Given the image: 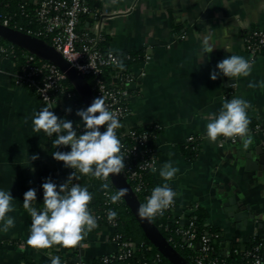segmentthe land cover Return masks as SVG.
<instances>
[{
	"label": "crops",
	"instance_id": "1",
	"mask_svg": "<svg viewBox=\"0 0 264 264\" xmlns=\"http://www.w3.org/2000/svg\"><path fill=\"white\" fill-rule=\"evenodd\" d=\"M91 5L107 12L100 29L108 38V49L137 53L130 67L146 72L130 98L131 114L122 128L154 126L155 183H168L177 193L178 213L187 215L192 206L193 211L201 208L207 213L206 225L221 233L219 255L255 236L264 238V130L249 133L247 146L241 138L220 144L219 137L213 142L206 136L207 124L226 99L250 102L249 119L264 114V87L259 86L264 82V54L252 58L244 46L248 31L264 30V0H91ZM206 38L215 46L209 54L202 53ZM231 55L251 62L250 75L210 79L217 63ZM0 65L7 70L9 62L2 60ZM250 82L258 86L249 87ZM42 107L46 106L35 94L15 86L0 71V190H9L14 198V210L7 215L15 220L7 232L0 222V264H51L52 257L92 264L119 250L107 224H97L76 248L35 249L27 242L31 217L23 207L24 193L36 189L32 206L39 211L45 180L57 185L66 181L52 161L50 137L32 130L33 114ZM190 138L196 141L191 158L184 152ZM33 154L38 159L29 162ZM169 161L179 171L166 182L159 171ZM80 185L91 193L87 182ZM236 216H241L238 221Z\"/></svg>",
	"mask_w": 264,
	"mask_h": 264
},
{
	"label": "built area",
	"instance_id": "2",
	"mask_svg": "<svg viewBox=\"0 0 264 264\" xmlns=\"http://www.w3.org/2000/svg\"><path fill=\"white\" fill-rule=\"evenodd\" d=\"M32 6L31 15L26 13L25 16L31 17L35 26L21 25L17 21H13L10 15H0L1 24L39 39H48L49 43H46L52 46L80 75L91 77L90 91L94 99L103 96L107 107L117 115L122 125L123 121L131 114L130 98L146 72L144 69L134 72L131 67H124L121 70L113 64V58L118 57L117 52L99 49L98 43L102 38L100 25L107 12L91 8L86 0H38ZM244 46L252 58L257 56L258 48L264 46V30L253 31L244 37ZM126 58L134 60V57L130 55H127ZM144 59V62H147L149 56L145 55ZM2 60L8 61L9 66L6 70L0 65V71L7 73L15 86L32 91L56 115L57 112L63 110L64 99L71 96V92L65 84L68 79L65 72L55 64L38 58L26 50L18 55L13 43L0 44V61ZM77 128L79 133H83V125H78ZM259 130V125H255L253 128H249V133ZM116 134L119 139L121 138L124 145L122 152L126 155L125 170L122 173L136 195L145 188L142 180L143 175L147 172H154L153 168L157 167L156 152L151 144L154 126L125 129L120 127L116 130ZM218 139L220 144L237 143L240 140L239 137L226 138L223 136ZM192 141H194L193 138L188 140V142ZM69 147L56 148L68 152L70 151ZM66 169L68 176L72 171H77L67 167ZM73 182L82 183L80 177ZM85 182L94 187L98 179L93 177L92 180ZM194 209L195 206H192L185 212L190 213ZM109 210L104 208L102 213L106 218L107 225L114 229L116 220L108 218ZM165 211L170 212L171 216L168 217L170 221H178L176 233L183 237L187 247H192L194 242L199 244L200 254L193 259L194 264H229L223 258L210 256L212 250L210 237L207 235L197 237L189 213L187 215L178 213L175 200L173 206ZM91 214L97 219L101 217L95 207ZM213 237L217 238L218 234H213ZM112 239L117 243L119 250L101 256L99 259L101 264L124 260L131 253L132 244L123 240L121 234L112 235ZM260 246L259 242L252 251H245L246 256H250V260L240 264H256L257 259L260 260V264H264V258L259 255ZM61 264L87 263L76 258L75 260L63 259Z\"/></svg>",
	"mask_w": 264,
	"mask_h": 264
},
{
	"label": "clouds",
	"instance_id": "3",
	"mask_svg": "<svg viewBox=\"0 0 264 264\" xmlns=\"http://www.w3.org/2000/svg\"><path fill=\"white\" fill-rule=\"evenodd\" d=\"M214 48L210 38L203 41L202 53L209 54ZM113 64L121 70L124 68L119 57L113 58ZM251 70V62L241 56L231 55L217 63L216 70L210 72V79L216 80L220 75L227 78L248 77ZM257 86L249 83V87ZM259 86L264 87V82H260ZM250 107V102L243 99H226L219 113L206 126L207 138L215 142L220 136L239 137L247 146L251 142L248 135L250 119L247 114ZM65 111L71 112V109L67 108ZM76 115L83 122V134H78V128L73 127L72 121L58 117L48 107H42L38 112H34L32 130L36 133L42 131L48 137L56 134L53 141L55 147L70 146V151H54L53 159L63 162L67 168L78 170L82 175H91L105 181L101 188L107 193L110 187L107 183L110 174L118 175L125 170L126 155L122 152L124 145L116 134V130L122 125L117 115L107 107L103 96L95 98L86 109L77 110ZM102 126L103 132L100 130ZM36 159L38 155L33 154L29 157V162ZM155 170L153 168V171ZM178 171L179 169L169 161L161 167L159 175L167 182L174 179ZM77 179L74 171L60 185L47 178L41 185L44 194L43 209L39 211L32 206L33 202H36V189L30 188L24 193L23 207L31 217L27 241L30 246L35 249H48L53 245L76 248L81 245L87 234L98 226L97 218L90 213L88 207L93 195L87 187L73 182ZM127 194V188H120L110 196V201L115 204ZM176 196L177 193L168 183L157 186L152 190L146 203L140 205L137 215L149 221L158 215L162 216L165 210L173 206ZM13 200L9 190H0V222H3L4 232L15 226L14 218L7 215L14 210ZM116 216L115 211L109 210L110 220ZM51 264H61L60 258L52 257ZM256 264H260L259 259Z\"/></svg>",
	"mask_w": 264,
	"mask_h": 264
},
{
	"label": "trees",
	"instance_id": "4",
	"mask_svg": "<svg viewBox=\"0 0 264 264\" xmlns=\"http://www.w3.org/2000/svg\"><path fill=\"white\" fill-rule=\"evenodd\" d=\"M89 6L91 5V0H86ZM23 6V9H21ZM33 6L32 4H27L25 0H0V15H10L12 16V20L17 21L19 24L24 26H35L36 24L32 21L31 17H26L25 14L29 13L31 15V10ZM0 23H2L0 19ZM254 30L248 31L244 37L248 36ZM43 41L49 43L48 39L42 38ZM10 43L7 39L0 37V44H8ZM108 38L102 35L100 42L98 43L99 49L102 51H108ZM15 50L18 55H21L25 52V49L15 45ZM258 55L264 54V46H261L257 50ZM118 57L122 60L125 68H129L135 60H137V53H125V52H117ZM130 55L134 57V60L127 59L126 56ZM38 57V56H37ZM39 58V57H38ZM86 84L90 88L92 84V79L88 75L83 76ZM67 89L71 92V96L64 99L63 110L57 112V116L60 118H64L73 122V127L76 128L78 125H83V122L79 116L76 115V111L79 109H86L83 103L81 96L78 91L75 89L73 84L66 79L65 81ZM32 93V91H30ZM70 108L71 112L66 113V109ZM255 125H259L261 130H264V114L259 119L250 118L249 128H253ZM84 126V125H83ZM78 131V129H77ZM78 134H83L79 133ZM56 139V135L53 134L50 137L52 146L54 147L53 141ZM121 139V138H120ZM70 150V147H69ZM54 151H60L59 148L54 147ZM184 152L188 157H193L196 152V141L188 142L184 146ZM54 165L59 170V172L65 175L67 179V169L63 164H60L59 161L52 159ZM76 176L80 177L81 181L84 182L86 180H92L93 176L91 175H82L77 170ZM142 180L145 184L144 190L142 192L137 193L136 196L141 204L146 203L147 198L151 194V190L155 187L159 186L155 183L152 178L151 172H147L143 175ZM105 183V181L98 179V182L91 190L93 194V207H95L101 214V217L97 219V224H107L106 218L103 216L102 210L104 208L110 209L117 213L115 218L116 226L113 229L114 234H121L122 239L130 242L132 244L131 253L124 260H114L108 264H172L169 262L155 247L154 245L147 239L142 228L139 223L131 213L130 209L125 204L124 200H121L115 204L111 203L110 196L116 193L115 187L110 182L109 178L107 183L110 185L107 193L104 189L101 188V185ZM171 214L169 211H164L163 215H158L154 219H152L153 224L158 229L163 238L168 242V244L175 249L181 257H183L188 262L194 264V258L200 254L199 247L197 243L194 242L192 247L186 246V241L183 239L181 235L176 233V228L178 227V221H170L168 217ZM207 213L204 212L201 208L193 211L189 218L193 222L195 231L197 233V237L199 238L202 235H207L210 237V243L212 245V250L210 252L211 257L223 258L229 264H240L247 260H250V256L245 254V251H252L253 247L257 245L259 242L261 246L259 248V255L264 258V238L255 236L250 241L245 244L237 245L231 249V251L227 255H219L217 252V244L218 239L220 238V230L217 228L209 227L206 225ZM213 234H218L217 238L213 237ZM100 257L96 259L92 264H101ZM68 260V259H67Z\"/></svg>",
	"mask_w": 264,
	"mask_h": 264
},
{
	"label": "water",
	"instance_id": "5",
	"mask_svg": "<svg viewBox=\"0 0 264 264\" xmlns=\"http://www.w3.org/2000/svg\"><path fill=\"white\" fill-rule=\"evenodd\" d=\"M0 37L7 39L10 43H13L14 45L25 49L26 51L35 54L43 60L55 64L58 68L66 73L67 78L81 96L85 108L91 105L94 97L83 76L80 75L57 51H55L52 46L44 42L42 39L4 26L1 23ZM100 130L101 132H103L104 127L102 126ZM109 180L116 190H119L120 188L128 189V194L125 197H122V199L139 223L145 236L154 245V247L172 264H192L181 257L180 254L168 244V242L163 238L158 229L155 227L152 220L149 221L147 219H142L137 215V210L140 207L141 203L126 181L124 174H110ZM240 217L236 216L235 219L238 221ZM244 217L248 218L249 215L246 214L244 215ZM197 246L199 247V244H197Z\"/></svg>",
	"mask_w": 264,
	"mask_h": 264
},
{
	"label": "rangeland",
	"instance_id": "6",
	"mask_svg": "<svg viewBox=\"0 0 264 264\" xmlns=\"http://www.w3.org/2000/svg\"><path fill=\"white\" fill-rule=\"evenodd\" d=\"M92 189H93V187H92Z\"/></svg>",
	"mask_w": 264,
	"mask_h": 264
}]
</instances>
